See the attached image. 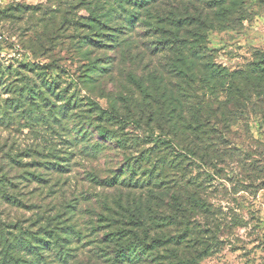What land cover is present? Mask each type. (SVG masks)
Segmentation results:
<instances>
[{
  "label": "trees",
  "instance_id": "1",
  "mask_svg": "<svg viewBox=\"0 0 264 264\" xmlns=\"http://www.w3.org/2000/svg\"><path fill=\"white\" fill-rule=\"evenodd\" d=\"M150 1L119 0V4L134 19L132 12ZM208 1L212 14L204 19L189 16L165 25L158 19L151 23L150 28L157 30L146 43L149 60L143 76L129 77L137 92L102 95L110 100V108L92 93L100 78L112 72L95 63L104 59L110 65L113 59L108 55L115 57V50H124L129 37L120 34L124 24L112 23L109 17L106 23L95 19L88 23L93 29L106 26L114 31L109 36L97 34L93 40L105 52L95 62L88 58L83 67L81 81L88 95L71 92L69 84L53 80L43 90L25 88L27 93L19 94L18 102L8 103L7 110L11 105L44 107L47 125L60 128L62 148H54L47 156L53 160L41 164L16 160L21 170L13 175L7 168L0 170V264H68L79 247L90 242L97 243L105 264H159L169 254L176 261L192 262L211 254L218 239L205 242L203 230L194 231L192 220L207 212L203 194L213 173L226 175L231 161L239 166L241 150L235 137L240 132L235 126L240 115L251 105L264 119V52L245 71L217 64L206 33L241 12L242 0ZM125 5L134 11H126ZM160 28L170 32H159ZM86 41L92 44L90 38ZM106 153L120 157L108 174L83 171L86 182L105 191L87 193L93 202L79 192L81 199L73 195L58 207L49 202L26 206V196L34 193L31 181L51 189L57 180L53 182L47 171L67 173L76 155L97 158ZM31 164L33 171L26 169ZM248 166L255 175L264 170L263 164ZM194 169L197 174H192ZM12 207L35 214L13 217ZM76 209L94 215L85 226L89 230L78 223Z\"/></svg>",
  "mask_w": 264,
  "mask_h": 264
},
{
  "label": "rangeland",
  "instance_id": "2",
  "mask_svg": "<svg viewBox=\"0 0 264 264\" xmlns=\"http://www.w3.org/2000/svg\"><path fill=\"white\" fill-rule=\"evenodd\" d=\"M208 2L151 0L136 9L125 5L128 12L135 9L133 19L122 10L119 0H0V170L7 168L13 175L21 170L16 160L41 164L47 159L53 160L47 156L54 148H62L58 138L60 128L58 124L47 125L43 119L44 107L27 109V104L11 105L7 110V106L18 102L25 88L43 90L44 84L53 80L69 84L71 92L88 95V87L81 81L83 67L89 64L88 58H102L105 52L93 40L98 38L97 34L109 36L114 32L106 26L93 29L89 22L95 19L96 23L99 20L106 23L109 17L112 23L115 20L124 24L120 34L129 37L124 50L114 49L118 52L115 57L108 55L109 60L113 59L110 65L104 59L100 62L97 59L95 63L99 69H111L112 75L100 78L92 93L103 107L110 108V100L102 95L137 92L129 77L133 74L143 76L149 60L145 56L146 43L157 30L150 28L151 23L158 19L165 25L166 21L186 20L189 16L204 19L212 14ZM240 8L241 12L229 14L231 19L206 33L207 47L214 61L230 71L247 70L264 52V0H242ZM127 20H132V24ZM158 31L170 32L169 28ZM89 38L91 45L86 41ZM152 59L158 60V57ZM193 101H197L196 98ZM235 130L240 132L235 140L242 161L239 166L229 162L226 175L220 177L213 173V178L207 180L203 194L207 212L192 220L194 231L203 230L205 242L218 239L211 254L192 262L176 261L169 254L161 257L159 264H264V170L256 175L248 170V164L254 162L264 165V119L261 120L260 113H255L250 105L246 114L240 115ZM119 158L112 153L97 158L76 155L70 172L59 174L46 169L53 182L57 180L56 185L41 189L36 187V181H31L34 193L26 196V206L49 202L58 207L59 202L70 200L73 195L81 199L79 192L93 202L87 193L96 195L105 191L86 182L83 171L95 169L106 175ZM26 169L33 171L32 164ZM196 169L192 174H197ZM10 211L17 218L35 214L26 209L16 211L14 207ZM81 211L76 209L75 217L81 227L89 230L85 226L94 215L89 213L88 217L87 212ZM93 240L97 242L98 239ZM95 244L83 243L75 260L68 264H105Z\"/></svg>",
  "mask_w": 264,
  "mask_h": 264
}]
</instances>
